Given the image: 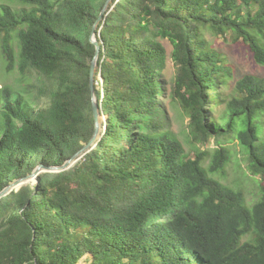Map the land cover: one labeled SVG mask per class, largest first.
Returning <instances> with one entry per match:
<instances>
[{"label":"trees","instance_id":"trees-1","mask_svg":"<svg viewBox=\"0 0 264 264\" xmlns=\"http://www.w3.org/2000/svg\"><path fill=\"white\" fill-rule=\"evenodd\" d=\"M16 1L28 8L0 4V62L25 86H0V192L93 138L91 34L108 0ZM112 7L97 33L105 129L74 167L0 199V264H264V183L250 206L210 176V149L186 155L161 99L188 116L194 143L216 141L211 172L231 159L223 141L238 140L250 172L264 177V77L246 75L228 94L229 67L205 37L230 36L264 65V0ZM161 39L173 45L171 84Z\"/></svg>","mask_w":264,"mask_h":264},{"label":"rangeland","instance_id":"rangeland-1","mask_svg":"<svg viewBox=\"0 0 264 264\" xmlns=\"http://www.w3.org/2000/svg\"><path fill=\"white\" fill-rule=\"evenodd\" d=\"M0 4L9 5L17 11L28 8V5L16 0H0ZM205 37L211 42V45L221 53L224 62L229 67L231 76L229 77L230 87L226 90L228 94H231V90L235 87L236 82L246 75L264 77V65L258 64L252 58L250 52L238 46L230 36L225 37L206 32ZM161 42L164 44L169 54L167 67L163 72L162 79H167L169 84H171L175 76V65L171 58L173 45L168 39H161ZM3 84H9L14 87V89L18 90H24L25 86L18 69H15L13 73H8L5 66L0 62V86ZM96 84L97 82H95V85ZM161 99H165L166 102L168 114L171 119L170 129L174 135L181 140L186 155L194 157L199 148H209L210 152L204 162V166L209 171L210 176L236 191H242L247 203L253 206L261 197V184L262 182L264 183V177L253 175L248 169L247 150H245L238 140L223 141V145L230 148L231 159L225 169L218 172H211L210 167L214 159L213 150L217 148L216 146L218 145L216 141L212 140L206 146L194 143L188 132V116L179 106L171 104L170 99L164 98L163 96H161ZM220 110L223 111L224 109L220 107L219 111ZM100 116V131H102L105 129L104 124L108 121V116L103 114ZM261 122L263 125L261 137L264 139V114H262Z\"/></svg>","mask_w":264,"mask_h":264},{"label":"water","instance_id":"water-1","mask_svg":"<svg viewBox=\"0 0 264 264\" xmlns=\"http://www.w3.org/2000/svg\"><path fill=\"white\" fill-rule=\"evenodd\" d=\"M114 3V0H108L98 18L96 21L93 31L91 34V41L96 45V53L95 56L91 62V88L93 92V107H94V115L96 120V130L93 135V138L91 141L86 144L80 151L75 153L70 159H68L65 163L61 165H45L44 163L38 164V166L28 175L15 179L10 185H8L4 190L0 192V199L11 194L14 191H19L23 186L28 185L30 183H37L38 177L44 172H54L59 173L63 171H67L74 167L81 159L84 158V156L89 153L97 144V141L100 139V133H101V119L99 112V102L97 96H95V75L98 69V63H99V57L101 52V45L98 40V32L99 25L103 21L106 14H108L112 10V4ZM98 33V34H97ZM101 76V75H100Z\"/></svg>","mask_w":264,"mask_h":264}]
</instances>
